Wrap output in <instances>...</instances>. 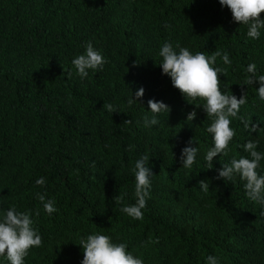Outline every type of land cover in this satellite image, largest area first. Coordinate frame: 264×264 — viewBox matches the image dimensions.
<instances>
[{
  "label": "trees",
  "instance_id": "trees-1",
  "mask_svg": "<svg viewBox=\"0 0 264 264\" xmlns=\"http://www.w3.org/2000/svg\"><path fill=\"white\" fill-rule=\"evenodd\" d=\"M246 32L218 0H0V209L29 211L43 239L25 264H80L79 241L94 232L126 241L144 264H205L208 255L220 264H264V210L247 199L238 177L215 179L217 169L247 155L240 147L247 140L264 152V101L257 84L241 85L249 63L264 74V32L258 40ZM88 41L107 63L81 80L71 60ZM165 41L193 53L227 52L232 64L218 58L214 65L225 73L218 74L221 90L237 98L245 92L240 116L258 128L250 135L233 119L229 154L214 157L211 169L203 159L211 120L162 75ZM140 87L142 99L129 107ZM150 99L170 112L146 129ZM109 103L120 112H107ZM189 140L199 149L190 170L179 160ZM142 154L150 155L154 176L139 221L120 208L135 203L131 168ZM40 177L44 186L35 184ZM38 194L55 201L51 216Z\"/></svg>",
  "mask_w": 264,
  "mask_h": 264
},
{
  "label": "clouds",
  "instance_id": "clouds-1",
  "mask_svg": "<svg viewBox=\"0 0 264 264\" xmlns=\"http://www.w3.org/2000/svg\"><path fill=\"white\" fill-rule=\"evenodd\" d=\"M220 6L230 10L233 22L247 27L246 37L251 40H258L264 32V0H218ZM167 29L170 25L165 24ZM84 51L77 54L71 60L76 75L84 80L90 73L95 74L103 71L107 63L103 53L94 47L93 42L88 41L83 45ZM159 65L162 75L170 78L171 84L178 89L181 96L189 104L202 107L211 123L206 128L211 137V147L207 150L203 159L213 167V158L227 156L229 145L236 136V131L231 127L233 119H239L244 124L245 129L252 132L257 131L256 125H252L248 120L240 116L241 106L246 101L245 92L237 98L231 92L225 93L221 90V82L218 74L225 76L224 70L216 67L219 58L222 64L231 65L232 60L227 52L215 51L210 55L204 52H195L187 47H182L179 43L175 45L170 41H165L158 52ZM246 73L243 84H257L256 94L260 101H264V74H259L257 65L249 63L244 68ZM144 95L143 87L138 88L134 96L130 95L127 104L131 107L137 104ZM149 114L143 117V126L146 129H153V126L160 125V116L170 112V106L163 101L150 99L147 102ZM109 113H119L120 110L115 105L109 103L104 105ZM197 113L190 111L186 120L191 122ZM131 123V121H128ZM192 140H189L181 149L179 160L181 167L192 169L197 161L199 153L198 147H193ZM246 156L233 157L229 164L217 169L215 179L227 183H235L237 177L243 181L245 195L249 201L259 205L264 210V174L258 169H264V152L258 151L259 141L247 140L240 145ZM150 155L142 154L135 160L131 172L135 179V203L124 205L120 211L133 220L142 221L144 219V209L150 199L152 177L154 176L149 165ZM38 186L46 184L45 178L40 177L35 181ZM200 190L209 192V182L201 180L198 182ZM37 198L42 203L45 213L51 216L57 211L55 201L46 199L44 194H38ZM117 202H122L121 197H117ZM264 214V212H262ZM43 244L42 236L34 226L32 214L29 211H18L15 206L0 209V264H25V258L31 249L39 248ZM79 245L83 249V259L80 264H144L141 256L134 255L128 250L126 241L113 242L110 235L99 232L81 237ZM205 264H220L218 257L208 255Z\"/></svg>",
  "mask_w": 264,
  "mask_h": 264
}]
</instances>
